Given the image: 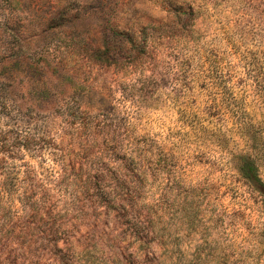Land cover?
I'll return each instance as SVG.
<instances>
[{
    "label": "clouds",
    "instance_id": "1",
    "mask_svg": "<svg viewBox=\"0 0 264 264\" xmlns=\"http://www.w3.org/2000/svg\"><path fill=\"white\" fill-rule=\"evenodd\" d=\"M0 264H264V0H0Z\"/></svg>",
    "mask_w": 264,
    "mask_h": 264
}]
</instances>
